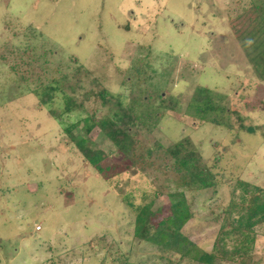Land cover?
Masks as SVG:
<instances>
[{
    "label": "rangeland",
    "instance_id": "374dc122",
    "mask_svg": "<svg viewBox=\"0 0 264 264\" xmlns=\"http://www.w3.org/2000/svg\"><path fill=\"white\" fill-rule=\"evenodd\" d=\"M261 4L0 0V264H204L134 236V208L167 209L175 191L191 212L182 233L216 255L213 264H264V221H238L253 188L264 190V77L245 49ZM51 81L59 91L40 100L33 90ZM198 87L231 111L197 120L189 105ZM92 114L118 120L141 147L188 137L214 185L184 186L155 156L131 164L97 129L85 132ZM72 123L73 136L105 154L102 172L70 140Z\"/></svg>",
    "mask_w": 264,
    "mask_h": 264
},
{
    "label": "trees",
    "instance_id": "16d2710c",
    "mask_svg": "<svg viewBox=\"0 0 264 264\" xmlns=\"http://www.w3.org/2000/svg\"><path fill=\"white\" fill-rule=\"evenodd\" d=\"M256 8L260 11L259 21L261 22L257 26L256 31L248 34L245 49L247 48L246 55L253 51L249 54L248 59H250V62L256 67L259 76L264 77V0L263 4L258 5ZM261 34L262 39L259 37ZM248 40L249 44L247 45ZM248 48L251 50H248ZM136 71L138 72L139 69L137 68ZM15 74L18 79H26V77H23V75H20L17 71H15ZM52 82L55 81L43 85L39 90H33L40 100H52L55 92L59 91V88L56 85H52ZM105 93L106 90H102L99 94L103 102L105 100ZM145 93L146 97L149 98L151 91L147 90ZM216 98L221 100L219 96L215 97L211 95V91L208 87H198L197 91H195L191 97L189 105L196 114L195 117L197 120L200 122L207 121L209 113L213 111H220L221 113H229L231 111L230 107H224V105L218 103L215 104ZM160 99H162L161 96ZM134 100L135 99H133V101ZM64 101L65 108L63 111L70 112L72 108L76 107L71 97L64 95ZM133 101H131L132 104L127 107L128 113H133ZM52 113L57 118L61 115L60 113H55L53 110ZM141 117L146 120L152 119L154 123L158 118V116H152L151 113L141 114ZM141 117L138 118L141 119ZM82 121L85 122L84 127L87 134L94 128L97 129L99 133L111 141L116 150L123 154L131 164L136 160H140L139 158L148 160V157L155 156L154 160H158L159 164H163L165 169H167L166 167L170 163V167L179 174V179L184 186L205 189L214 185V175L205 167L202 162V156L195 150L194 145L188 137H184L166 147L158 144V142H154L153 147H141L133 139L127 129L124 128L118 120L109 115H103L101 117H96L93 114L87 115ZM214 122L221 123V121L217 119H215ZM76 124L77 123H72L65 127L64 130L68 133L70 140L75 143L85 160L93 165L99 172H102L103 169L100 166V162L105 154L102 150L92 149L87 146L86 138L82 136L75 137L71 134ZM225 125L228 127L230 126L228 122H225ZM240 127L249 133H256L259 129H263L262 126H243L242 124H240ZM151 162H153V160H151ZM151 203L150 201L149 203L134 208L135 237L153 243L168 252H174L180 257H190L204 264L214 263L217 258L216 255L201 250L181 231L183 225L191 218V212L183 192L175 191L169 194V206L167 209L152 210ZM246 206L244 212L238 216V221L245 223L243 227L251 229L256 223L264 221V190L255 186ZM234 230H236V228H234ZM218 253L225 257L230 252L220 249ZM121 264L124 263L122 262Z\"/></svg>",
    "mask_w": 264,
    "mask_h": 264
},
{
    "label": "built area",
    "instance_id": "2783aa9c",
    "mask_svg": "<svg viewBox=\"0 0 264 264\" xmlns=\"http://www.w3.org/2000/svg\"><path fill=\"white\" fill-rule=\"evenodd\" d=\"M39 229H40V226H39V225H37V226H36V230H39Z\"/></svg>",
    "mask_w": 264,
    "mask_h": 264
}]
</instances>
